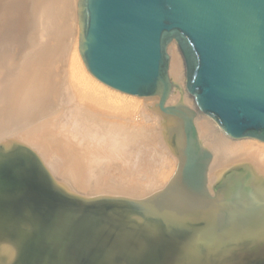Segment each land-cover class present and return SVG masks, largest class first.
<instances>
[{"label":"bare ground","instance_id":"obj_1","mask_svg":"<svg viewBox=\"0 0 264 264\" xmlns=\"http://www.w3.org/2000/svg\"><path fill=\"white\" fill-rule=\"evenodd\" d=\"M79 4L0 0V264H264V141L190 107L176 41L168 113L95 78Z\"/></svg>","mask_w":264,"mask_h":264},{"label":"water","instance_id":"obj_2","mask_svg":"<svg viewBox=\"0 0 264 264\" xmlns=\"http://www.w3.org/2000/svg\"><path fill=\"white\" fill-rule=\"evenodd\" d=\"M79 15V47L95 78L161 100L168 113L167 49L176 41L197 108L232 138L264 141V0H80ZM184 177L198 192L197 161Z\"/></svg>","mask_w":264,"mask_h":264},{"label":"rangeland","instance_id":"obj_3","mask_svg":"<svg viewBox=\"0 0 264 264\" xmlns=\"http://www.w3.org/2000/svg\"><path fill=\"white\" fill-rule=\"evenodd\" d=\"M14 21V20H13ZM173 45H174V42L172 43ZM175 46H177V44H176V42H175ZM178 48V47H177ZM169 52H170V50H169ZM180 55H181V53H180ZM184 80L186 79L185 78V76H184V78H183ZM125 99H124V102L125 103H131V101L132 102H137L136 103V106H137V104H139L138 106H143L144 104H145V102L143 101V99H137V98H135V97H131V96H123ZM131 97V98H130ZM130 99V100H129ZM135 99V100H134ZM188 99L190 100L189 102H190V107H191V105H192V108H194V110H197L196 109V106H195V103H194V100H193V98L191 97V96H188ZM142 101V102H141ZM140 102V103H139ZM143 103V104H142ZM195 106V107H194ZM188 107H189V105H188ZM138 108V107H137ZM142 108V107H141ZM247 140H250V142H254V143H258V144H261V143H259L258 141H255V140H252V139H245L244 141H246L247 142ZM243 141V142H244ZM249 142V141H248Z\"/></svg>","mask_w":264,"mask_h":264}]
</instances>
